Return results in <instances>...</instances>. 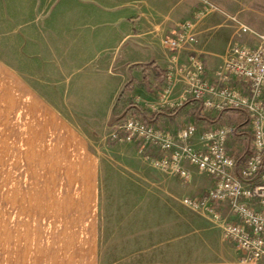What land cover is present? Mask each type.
<instances>
[{"label":"crops","instance_id":"0c3cea01","mask_svg":"<svg viewBox=\"0 0 264 264\" xmlns=\"http://www.w3.org/2000/svg\"><path fill=\"white\" fill-rule=\"evenodd\" d=\"M12 1L15 9L6 13L15 16L16 46L13 64L0 57V145L14 146L17 160H24L29 168L0 170V264L176 259L182 250L181 180L156 171L153 181L160 193L152 196V180L145 172L133 170L131 177L130 167L113 169L103 153L107 148L92 144L83 129L105 130L119 93L140 107V112L125 115H151L172 131L193 121L188 114L192 99L172 117L156 116L163 107L151 111L147 106L157 101L163 84L167 53L161 37L171 31L180 14L187 13L188 2ZM193 48L203 51L198 43ZM184 55V50L179 51L178 59ZM20 66L31 67L29 73ZM36 66L58 75L54 82L62 89L50 92L49 75L48 84H41ZM128 81L130 86L124 88ZM181 88V82H174L169 97ZM90 113L102 115L93 128H83L73 119ZM194 173L192 185L210 186V178ZM152 211L165 216L151 219Z\"/></svg>","mask_w":264,"mask_h":264},{"label":"built area","instance_id":"2783aa9c","mask_svg":"<svg viewBox=\"0 0 264 264\" xmlns=\"http://www.w3.org/2000/svg\"><path fill=\"white\" fill-rule=\"evenodd\" d=\"M213 8L207 0H199L190 16L162 35L160 42L167 53L163 84L157 101L147 106L157 111L192 99L203 111L241 109L250 128L248 151L236 156L228 150L234 125L226 121L201 128L187 121L172 131L153 120L127 114L111 125L108 135L137 144L142 158L153 168L181 180L190 178L191 168L208 175L210 186L181 197L180 202L219 226L221 236L233 243L239 264H259L264 260V32L257 34L252 45L230 42L209 68L193 45L197 20ZM236 26L239 33L247 30L240 22ZM181 50L185 55L179 60ZM176 81L182 88L169 97Z\"/></svg>","mask_w":264,"mask_h":264},{"label":"rangeland","instance_id":"374dc122","mask_svg":"<svg viewBox=\"0 0 264 264\" xmlns=\"http://www.w3.org/2000/svg\"><path fill=\"white\" fill-rule=\"evenodd\" d=\"M55 1L56 0H49L50 4L53 2L55 3ZM186 1L188 2L187 13L180 14L175 23L181 20L182 17L191 15L194 9H196V7L199 5V0ZM207 1L211 3L214 8L211 11L203 13L197 20L195 26L197 31L196 43L202 47L203 51L200 52V55L202 56L206 66L213 67L216 62L209 63V59L215 58L217 61H219L220 55L224 53L227 45L230 42L236 40L238 42L252 45L257 40V34L259 32H264V0ZM47 5L48 2H45V6ZM14 9L15 1L11 0L6 2L5 0H0V57L11 62L12 64L14 63V51L16 46V39L13 31L15 16H13L14 13H6V11ZM236 21L246 25L247 30L243 33H239L236 26ZM121 50L122 49H120L119 54H121ZM213 53L215 56L211 55ZM19 68L24 71H28L29 73L31 67L20 66ZM35 68L39 70V78L42 79V81L40 80L41 84L44 85L46 83L45 81L47 75H49V84L46 83L48 84L46 86H49L50 92L52 91L55 93V90L62 89L61 83L54 82L58 79V75H56L54 72H51V70L48 72L41 66H36ZM44 70L45 72H42ZM58 84L59 87H55L56 85L58 86ZM68 95H70V93H68ZM55 100L57 101L58 99L55 98ZM191 103L192 109L188 111V114L191 116L189 118H192V120L196 123L197 120L202 116L213 119L211 122L212 124L222 121L232 123L234 125V132L227 140L228 150L236 156L242 155L248 151L250 142V128L243 110L227 108L222 113L218 114L215 111H203L200 108L198 102L195 100H192ZM101 116V114L91 113L76 114L74 115L73 119H75L81 127L83 126V128H87V126L93 128V125L98 124L97 119ZM139 116L142 115L139 114ZM145 117L150 118L151 115H146ZM115 121L116 120H112V122L108 124L109 126H106L105 130L103 131H91L90 129L83 130L88 135V140L92 144L100 145L103 143V145L107 148L106 151H103V153L106 157H108L110 165L113 169L127 170V168L130 167L131 177L133 175L131 171L135 170V172H138L137 170L140 169V171L145 172L150 180H152V196L159 194L160 192L158 190V184L154 181L156 180V171H162L153 168L146 160L142 158L140 152L138 151L137 144L133 142H121L109 137L108 132L111 125ZM12 135H14V133ZM92 146L90 144L91 148H93ZM5 153L7 154L6 159H0L1 171H26L29 168L27 162L24 160H17V154L19 153L16 152L14 146L12 147L11 145L7 144L6 147H3L0 145V158H4L3 156ZM140 158L143 161H141ZM128 160H130V162H128ZM103 165L104 163L101 162V173L103 171ZM193 172H195L194 174L196 175L199 174L201 176L199 178L207 179L208 177V175L205 173L198 172L194 168H191V175ZM130 179L132 180L133 178ZM134 179L139 182L137 177ZM114 180H116V177H114ZM190 180L191 178L187 180H181L180 183L183 186V190L180 197L186 195H195L206 189L203 187L197 189L194 185H192ZM145 184L149 185V183ZM178 215L179 214L177 213V216ZM163 216L165 215L161 213V211H152L151 213V219ZM180 224L182 228V250L181 253L179 252L180 255L178 254L176 259L155 256L148 258H112L108 264H158L159 262H172L174 260H176L177 264H239L236 259V251L233 243L230 240L224 239L221 236L219 226L206 216L186 207L185 205H181ZM259 264H264V260L260 261Z\"/></svg>","mask_w":264,"mask_h":264},{"label":"trees","instance_id":"16d2710c","mask_svg":"<svg viewBox=\"0 0 264 264\" xmlns=\"http://www.w3.org/2000/svg\"><path fill=\"white\" fill-rule=\"evenodd\" d=\"M137 65V63H135ZM146 64V63H145ZM147 64H151V62L147 63ZM138 65L143 66L142 63H138ZM151 68L154 69V71H156V66H151ZM130 86V82H126L124 84V88ZM135 110H140V107L133 103L130 99L126 98L122 93H119L116 97V99L114 100L112 107H111V119L112 120H120L121 118H123L125 116V113L127 112H132ZM182 111L181 105L176 106V107H164L162 109H160V111L156 112V116H168V117H172L178 113H180ZM224 110L222 111H218L217 113H222ZM140 112V111H139ZM151 118V117H150ZM147 118L149 120H154L153 118L150 119ZM213 121V119H209V117H200L197 120L198 124H212L211 122ZM196 123V122H195ZM196 123V124H197Z\"/></svg>","mask_w":264,"mask_h":264}]
</instances>
